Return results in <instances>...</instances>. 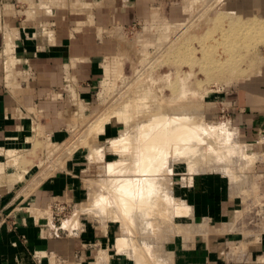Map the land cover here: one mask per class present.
<instances>
[{"label":"crops","instance_id":"0c3cea01","mask_svg":"<svg viewBox=\"0 0 264 264\" xmlns=\"http://www.w3.org/2000/svg\"><path fill=\"white\" fill-rule=\"evenodd\" d=\"M2 1L10 6L19 0ZM40 2L46 12L51 13V1L34 3ZM59 2L62 4L63 1ZM34 3L31 12L36 7ZM95 3L96 0H88L86 4L91 7ZM36 13L41 14L40 11ZM88 20L89 17L83 22H71L69 29L55 24L48 34L13 21L14 35H0V215L13 218L11 223L0 225V264H136L116 251L115 234L110 232L109 225L98 231L85 220L83 226L80 225L82 228L63 231L60 237L50 236L46 223L50 221L47 210L51 204L66 201L77 205L86 197L81 179L86 164L83 151L76 150L67 159V171L50 169L47 175L48 172L39 175L34 170L38 161L32 169L21 161L29 150L25 142L32 135L33 119L38 117L44 134L62 141L66 136L64 126L72 116L64 104L65 88L71 87L89 99L103 75V64L114 51L113 41L107 33L120 22L117 15L111 17L108 12L101 11L92 18L94 27L88 24L83 29ZM5 51L6 54L12 51L14 56V65L7 64L6 69L1 62V53ZM261 83H245L244 87L226 93L223 100L231 106V120L239 140L251 147L254 156L261 158L254 165L257 190L254 191V180L251 179L244 193L264 200V85ZM109 132L110 127L105 126L100 136ZM8 139L18 142L16 150L22 156L18 166H12L10 158L3 154L6 150L2 147ZM26 160L28 163L30 159ZM189 181L186 186L177 188V195L186 204L182 207L189 210L191 218L174 220L177 225H185L187 232H192L193 241L183 243L182 237L178 243L170 241L166 248L170 264H239L240 259H228L225 243L234 239L245 241L246 236V246L240 254L245 259L242 263L264 258V229L259 233L252 230L246 235L237 217L242 211L238 209L241 203L238 197L231 196L228 177L217 172H204L193 174ZM31 210L45 216L35 217L28 213ZM167 241L169 237L166 236ZM153 252L150 250L147 254L153 256Z\"/></svg>","mask_w":264,"mask_h":264},{"label":"rangeland","instance_id":"374dc122","mask_svg":"<svg viewBox=\"0 0 264 264\" xmlns=\"http://www.w3.org/2000/svg\"><path fill=\"white\" fill-rule=\"evenodd\" d=\"M36 1L37 0L35 1L27 0L26 2L24 0L23 1L19 0L17 2L11 3L12 5L8 6V5H4L7 3L0 0V35H5V36L8 34L14 35L13 34L14 30L12 28H14L15 23H18L19 25L26 27L30 25V27H32L34 30L44 31L48 34L50 30L55 28L56 25L69 29L71 28L70 25L71 22L73 23L75 21L83 22L86 20L87 17H89L88 20L89 22L88 23L84 22L83 29L87 28L88 24L94 27V22H91L92 18L93 16L95 17V15L101 11L108 12L109 16L111 17L117 15L118 20L120 22L119 25H116L115 27L111 28L110 29L111 31H109L108 33L106 32L107 34H110L107 35L108 38L113 41L114 51H112L111 55H109V57L106 58L105 63L103 64V75L100 78L98 84L96 85V88L93 90L91 97H89L88 99L86 96L79 95L71 87L65 88L66 91H64V95H63L64 104L70 110L72 116L71 119L67 120L68 121L67 125L64 126L66 132V136L64 137V139L59 142L53 140L51 135H47L43 133L42 127L41 125H39L41 135H40V131H38L39 133H37V135L39 134L40 136L38 135L36 142L32 143L33 146L30 145L31 147L30 146L27 147V149L29 148V150L25 152L26 154L24 155V158H22L21 160L25 164H28L31 169L34 167L35 161H38L39 165L36 166L34 170L39 172L38 173L39 175L43 172L44 173L48 172L46 173L47 175L51 171L53 172L67 171L66 168L67 159H70L72 155L76 152V150L84 152L83 153L84 162L86 164L84 165V171L81 174V179L83 180L82 184L84 185L83 187L86 195L83 201L84 202L87 201V202L84 203L82 201V203L79 202V204L77 205H74L66 201H62L60 203L56 201L52 203L50 208L47 210L50 215L49 216L50 221L48 222V224L52 225L54 223L55 226H60V224L62 223L61 226L64 229L65 233H67V231H72L71 229L72 228L74 229V227H76L77 229L82 228L80 227V225L83 226L82 223L85 220H88L91 224L95 225L98 231L103 229V227H105L106 225L107 226L109 225L111 227L110 232L112 234H115L116 239L114 238L115 240L114 243H115L116 251L118 253L125 254L129 258L133 259L136 264H170L169 255H168L169 253L166 251L167 245H170L171 243L170 241L178 243L180 242V237H182L183 243H186L187 240L193 241L192 232L191 231L187 232V228L185 225H183L182 223H179V225H177L178 224L177 220H174V217L172 218L173 212L175 213V209L176 212L178 211L180 212L182 208L180 207L179 209L178 206H184L183 204H185L183 203V201L179 199L177 195L178 193L177 188H179L180 186H186L188 184V181L190 180V177H192L193 174L196 173L199 174L204 172H212V173L217 172L226 175V177H228L230 183L231 196L238 197L237 199L240 200L241 205L240 208L238 209H242V211L238 214L237 217L239 218L238 222L242 224L243 229H245L244 231L246 232V235L250 233L252 230L257 231L258 233L261 232L264 229V206L262 205L264 204V200L256 198L255 195L249 196L248 194L244 193V189L248 188L247 185L248 181L251 179L253 181L255 178L256 173L254 171V165L256 163V160L261 158L254 156L253 155L254 152L251 149V147L245 145L239 140L238 133L236 132V129L231 120V115H232L231 106L229 105V103L223 100V97L225 96L226 93H229L233 89H236L238 87H244V84L250 81H262L261 85H264V0H191V1H197V4L199 5L198 8H192L191 12L188 8L189 0H100V3L98 2L99 0H96V3L91 7H88L86 4L88 3V0H62L63 1L61 2L62 4H59L60 3L59 0H47V1H51L49 5L53 6L51 8V13L46 12L47 9L43 5V3L41 2L40 4H37L39 2L34 3ZM33 3L34 5H36V7L34 8H38L41 6H43L44 8L40 10L39 9L34 10L33 8L32 12L35 11V13L33 14L31 12V4ZM71 3L74 4L72 5ZM128 4L133 5V7H127ZM135 4H137V7H135ZM54 5L57 6L58 9H56ZM37 11H40L41 14L36 13ZM220 12L223 13L224 15L231 17L234 20L235 25L250 26V27L252 25L257 26L256 29L250 30L251 33L247 34L248 37L246 41L243 43L245 45L246 51H242L241 53L244 60H242L239 64V66H241V68H244V70L248 69V66L250 67L255 65L257 67V68L255 67L256 68L255 72L248 74V72L245 73L233 72L230 69H226L223 71L214 70L204 75L203 71L197 69V67H194L193 69L192 67L187 66L184 62L182 63L179 62L175 58L174 53L187 54L189 52V49L185 47V44L188 42V39L180 40L182 38V35L188 34V37L189 35H193L195 38H197L198 36L206 35L205 38L206 40L204 41V43L210 42L211 39L214 40L217 37L223 39V37L221 36L225 35L226 30L222 27H218L219 30L214 32V28H213L214 26L212 25L213 24L212 21ZM39 15H41V17H39ZM199 18L201 19L203 18V21H205L206 24H203L202 22L199 24L198 22L200 20ZM24 20H26V22H24ZM54 20L55 21L57 20V22H54ZM188 21H190L189 24ZM162 23L177 27L180 26L182 27L187 24L188 25L186 29L171 34L173 36L169 40L164 42L160 46V48H156L155 43L152 42L151 39L157 40L158 36H160L155 26ZM216 26H220V25H216ZM98 31L102 32L101 29H98ZM200 40H204V39H200ZM5 45L6 43H4V48ZM143 50L147 51V54H144ZM200 51L202 52L203 49H200ZM1 54H2L1 62H4L5 69L7 64L9 65L10 63H12V66L14 65V59H13L14 56L12 55V51H10V53L8 52V54H6V51L4 53L2 52ZM196 56L199 57V54L196 53ZM247 58L252 59V61H247L246 60ZM120 62H125L124 70L118 73L117 66L118 63ZM168 75L169 77H167ZM179 76H183V79L179 80ZM138 79L140 81L146 80L148 82L147 84H151V82H153L154 86H156V89L154 91H157V89L159 90L163 89L167 94H169L171 92V90L169 89L170 87H172L173 88L172 90L174 91V95L177 92L178 86L180 85L181 81H186L188 89L190 88V90L194 89L198 91L201 97L199 99H193V101L191 98L186 99V102H184L183 104L181 103H177L178 105L175 104L173 109L178 107L180 110L181 106L184 108L191 106L195 107L196 109L199 108V115L202 117L203 123L215 127L216 130L218 129L220 130V128L222 127L221 130L226 129L227 132L229 131L233 132L232 134L233 135L235 134L233 138L236 139L235 143L237 142V144L240 145V149H239L241 151L240 153H244L247 156H252L251 159L253 160V167L250 165L251 172L248 174V176L251 175V177L250 176L246 177V184L244 185L240 184L239 181L236 182L234 181L235 183H232L229 177V173L226 174L227 170L226 171H223L224 169L218 170L219 168H222L221 166L216 167L213 166L212 163L210 165V162H213V160H217V159H223V161L222 160H217V161L219 163H224L225 162L224 154H222V156L217 159L215 158L210 159L208 157V159L199 160L198 157L195 160L197 165L194 166L192 163V165L194 166L192 167L193 169L197 167L194 171L191 170L192 168L189 167L188 163L184 161H173L172 167L171 164L170 166H167L168 168L171 167V169L167 168V170L171 172L169 173L167 171V173H165L166 175L165 177L170 176V179L167 178L168 180H170L169 182L170 185L167 184L166 187L170 186L168 187L171 190L170 193L173 192L171 194L172 195L171 199L173 202V206L176 205L175 206L176 208L174 210L173 209L170 210L171 215L169 216L163 215L164 220H166V218L169 217L168 224L166 225L164 221L161 224L163 229L159 227L158 232L155 231L152 232V235H154L152 237L156 238V246L153 249L154 251L153 256L147 254L152 249L149 248L147 250L146 248L145 250H143L144 248L140 244L142 243V241L140 240L142 239V237H144V235H147L146 234L147 232H143L145 234L140 235V233L136 229H135L136 231L131 230L133 226L132 227L128 226L131 228L128 229V231H130L131 234L127 232L126 228L128 227L125 225L126 228H124L125 226L122 225L125 223L124 222L125 220L124 218H121L122 216L119 213L120 209H118L119 207L117 208L116 203L113 202V200L114 201L116 200L113 199V195L111 191L109 189L107 190L106 186L104 185L105 190H107L108 192L107 195L110 196L109 199L106 195V197L108 198L107 199L104 197L105 196L104 193L106 191L101 189L103 187V184H105L104 182L109 177V173L108 174L105 173L107 164L114 163L120 160L121 158H123V156H121L120 153L115 151V149L118 148L120 149V147H118L119 144H115L113 140L117 139L118 136L120 135L122 136V134L125 135V133L126 132L128 133L129 131L136 133L137 131L136 129H134L135 125L137 126L138 123L139 124L141 123V121L150 119L149 116L142 118L141 117L142 114L140 115L133 114L131 119H129L130 121L127 122L126 124L127 126H123L122 124L116 123L114 121L110 123H106L104 125V128L105 126L110 127L109 133H115V134L110 135L108 133L105 136L104 135L100 136L103 134L104 132L103 130V132L99 134V136L97 137L96 141H90V139L85 141V137H84L88 132L87 128H89L90 126L88 125L87 127L86 125L91 124L92 121L96 120L95 115L100 116L103 111L105 112L107 108H111V107L121 109L123 105L120 103L123 102V100L131 101L132 98H136L135 95H137V92L135 93L134 90L136 89L135 84H137L136 81ZM168 82H170L169 86L166 85V83ZM104 98L106 101L104 100ZM121 99L123 100L121 101ZM149 100L150 99H147V101ZM108 105L111 107H108ZM102 109L103 111H101ZM33 120L36 123L39 122L37 116ZM38 124H40V122ZM221 139L223 142L229 144L228 137L223 136ZM78 142H82V144L80 145V143L78 144ZM102 144L103 147L100 148ZM111 145H114L115 147L114 146L112 147ZM97 146H99L98 150L95 152L97 157L98 156L103 157L101 161L99 160V162H98L99 157L98 158L94 157L96 158L95 161L91 159V149L97 148ZM133 146L136 145L133 144ZM70 147L71 149L77 147L71 155L67 154V152L70 153L69 151ZM241 147L242 148L244 147L243 148L244 152H242ZM31 149L33 150L31 151ZM207 149L208 147L204 146L202 150L206 152ZM100 151L102 154L100 153ZM98 153L101 154V156ZM5 157L7 158V156ZM21 157H22L21 155L17 157L18 160L16 163L20 164ZM26 159H30L28 163L26 162L27 161ZM200 163H203L204 165L201 164L200 167ZM14 166H18V164ZM50 169L52 170L49 171ZM139 174L141 176L140 172ZM142 174L145 175L146 173H142ZM98 180L102 186L100 184L97 185ZM101 182H103V184ZM237 182H239V184ZM95 183L97 184L95 185ZM90 184L93 185L91 186ZM254 185H255L254 191H256L257 188H256L255 180H254ZM91 188L92 190H96V189L98 191L100 190L99 192L101 193V195H104L102 197L105 198L106 200L101 203L102 197H100V193H98L97 190L96 192L93 191L94 194L95 193L97 194L93 196L92 193H90L92 192L90 190ZM88 192L90 194H88ZM88 195H92L93 196V197L91 196L92 199H89L90 197ZM95 197L96 199L93 200V198ZM111 197L113 200L111 199ZM90 200L91 201L93 200L94 203L93 202L88 203V201ZM96 200L98 201V203L100 201L101 207L98 203H96ZM109 201L111 202L110 204L113 203L112 206L109 203H107ZM88 204H92V205L97 204V207L99 209L96 206H94L95 208H92L91 210L92 205L90 206ZM103 204H106V206L104 205L106 208L102 206ZM61 205H63V207L65 208L63 212L59 214V217H57L56 214L59 212H57L55 208L59 206L61 207ZM107 206L109 207L111 206L110 211H112V213L108 211L109 209ZM85 207H87L86 208L87 211H85L86 210L84 209ZM103 209L105 210L108 209L106 210V215H107L106 218H104L105 211ZM83 210L84 213L81 212ZM90 210L92 212H90ZM93 211L95 212V214L96 213L99 214L94 215ZM101 211L102 212L104 211L103 213L104 215L101 214ZM28 213L34 215L35 217H39L40 215L45 216L44 213L41 214L38 211L35 213L33 210H31L30 212L28 211ZM113 213L114 215H112ZM100 214L103 215L102 216L103 218L101 217V219L98 218ZM110 215H112L111 220L109 218ZM174 216H176V214H174ZM115 217L117 218L119 217V218L117 219ZM113 218L117 220H114ZM98 219L100 222L98 221ZM121 219H123L124 221L123 220L121 221ZM12 221L13 218L11 215L8 216V218L5 217V215H0V225L9 224ZM67 222L69 224L72 222L71 223L72 225L70 224L71 225L70 227H66V225L64 224ZM156 224L159 226V223ZM169 229L170 231L168 232ZM131 231H133L134 234ZM122 234H124V236H119ZM166 236L169 237V241L167 242H166ZM125 237L128 238V239L126 238L128 242L125 240V242L128 243V245L126 243L124 244V246L127 245V249H125L126 247H123L125 250L124 251L123 249L121 250L118 249L119 247L117 246L120 245L121 248V244H118V240H120L119 241L120 243H123L122 238L125 239ZM246 238L248 239L247 236ZM241 240L242 241L239 242H237L236 239L226 240L227 242L225 243L226 245L225 250L228 259H232L235 261L240 259L239 264H264L263 261L264 258H259L260 261L253 260V261H247V263L246 262L242 263V261L245 259L244 257L242 258L240 254L243 253L244 251V246H246L245 244L246 240L245 241L244 239ZM136 244L137 245L139 244L138 245L139 250L140 248H142L141 250L143 251L141 252L140 250L139 254L142 253L141 255L143 256L137 257L133 255L134 253H137L136 251H138L135 250L134 252L135 248L138 249ZM163 250H164V256H163Z\"/></svg>","mask_w":264,"mask_h":264},{"label":"bare ground","instance_id":"6f19581e","mask_svg":"<svg viewBox=\"0 0 264 264\" xmlns=\"http://www.w3.org/2000/svg\"><path fill=\"white\" fill-rule=\"evenodd\" d=\"M198 6L199 5L197 4V1L189 0L188 8L190 12L192 8H198ZM199 19H198L199 21L197 20L199 24L201 22L203 24H206V22L203 21V18L202 19L199 18ZM190 21H188V24L190 23ZM212 22H213L212 25L214 26V27L212 26L214 28V32L219 30L218 27H222L226 30L225 35L221 36L223 37V39L217 37L214 40L211 39L210 42L204 43V41L206 40L205 39L206 35L198 36L197 38H195L193 35H189V37L188 34L182 35V38L180 40L188 39V42L185 44V47L189 49V52L187 54L174 53L175 58L179 62L181 63L184 62L187 66H190L193 69L194 67H197V69L203 71L204 75L214 70L223 71L226 69H230L233 72H243V73L248 72V74L255 72V69L257 68L255 65L250 67L248 66V69L244 70V68H241L239 64L242 60H244L241 53L242 51H246L245 45L243 43L246 41L248 37L247 34L251 33L250 32L251 29H256L257 26L252 25L250 27V26L235 25V22L231 17L224 15L221 12L215 17V19ZM187 25H184L182 27L181 26L177 27L164 23L158 24L155 27L159 32L158 34L160 36H158L157 40L154 39L151 40L152 42L155 43L156 48H160V46L164 42H166L173 36L171 34L186 29ZM216 25H220V26H216ZM200 39H204V40H200ZM200 49H203V51L201 52ZM143 53L147 54V51L143 50ZM196 53L199 54V57L196 56ZM246 60L252 61V59L249 58H247ZM124 64L125 62L118 63L117 66L118 73L124 70ZM167 77H169V75ZM182 79L183 76H179V80ZM170 82L166 83V85L169 86ZM136 83H137L135 84L136 89L134 90L135 93L137 92V95H135L136 98H132L131 101L129 100L124 101L123 99H121V101L123 100V102L120 101L121 102L120 104L123 105L121 109L112 108L111 106H109L110 104L108 105V107L111 108H107V110L103 108L105 112L102 109L101 111L103 112L102 113L99 112L101 113V115L100 114H98L100 116L95 115L96 120L92 121L91 124L86 125L87 127L88 125L90 126L89 128L86 127L88 129V132L87 134L85 133L86 135L84 137H85V141L89 139L90 141H96L99 134L103 132L104 125L106 123H110L114 121L116 123L122 124L123 126H127L126 124L127 122L130 121L129 119H131L133 114H138V115L142 114L141 116L142 118L149 116L150 119L141 121L140 124L138 123L137 126L135 125V128L133 127L134 129H136L137 131L136 133H133L132 131L131 132L129 131L130 133L124 132L125 135L122 134V136L120 135L121 137L118 136L117 139L113 140L115 144H119V146L118 145L116 146L120 147V149L119 148L115 149V151L120 153V155L123 156V158H121L120 160L114 163L107 164L105 173L107 174L109 173V177L105 182L103 180L105 184L101 182L103 184V187L101 189L105 190L104 187L105 185L106 189L107 190L109 189L111 191L113 195V199H115L116 201H114L112 197L111 199L113 200L114 203H116L117 208L119 207L118 209H120V211L122 212L121 213L118 210L120 215L122 216L121 218H124L125 220L124 221L123 219H121V221L123 220L125 222V223L123 222L124 224L122 225L123 226L126 225L127 227L133 226L132 229L130 227L126 228L125 226L124 228L127 229L126 231L130 233V231H128V229L130 228L131 230L134 231L137 230L140 233V235L145 234L143 232H147L146 234L149 236L144 235V237H142V239L140 240L142 241V243L140 244L144 248L143 250H145L146 248L148 250L149 247H152L153 250L156 246V238L152 237L154 236L152 235V232L153 231L158 232L159 227L162 228L161 224L164 221L165 224L167 225L169 222V217H167L166 220H164L163 215H167V216L171 215L170 210L171 209L174 210L176 208L175 204H174L175 206H173V202L171 199L172 198L171 194L173 192L170 193L171 190L170 188H168L170 186L166 187L167 184L170 185L169 184L170 180H168L170 179V176L165 177L166 176L165 173H167V171L169 172V170H167L168 168L167 166H170L171 164L172 167L173 161H184L187 162L188 166L192 168L197 165L195 160L198 157L199 160L208 159V157L210 159L213 158L217 159L221 157L222 154H224L225 164L219 163L217 161V160L223 161V159H217V160H213V162H210V165L212 163L213 166L216 167L221 166L222 168L219 169L217 168V169L218 170L224 169L223 171L227 170L226 174L229 173V177L232 183L239 181L240 184L244 185L246 184V177L251 172L250 165L253 167V160L251 159L252 156H247L244 153H240L241 152L239 150L240 145L237 144V142L235 143L236 139L233 138L235 135L232 134L233 132L230 131L227 132L226 129L221 130L222 127L221 128L219 127L220 130L218 128H217L218 130H216L215 127L203 123L202 117L199 115V108L196 109L195 107L192 106L184 108L181 106L180 110L178 107L173 109L175 104L176 105H178L177 103L183 104L184 102H186V99L191 98L193 101V99H199L201 97L198 91L194 89L190 90V88L188 89L186 81H181L180 85L178 86L179 90L177 89L176 92L177 94L175 93V95H174V91L172 90L173 89L172 87H170L169 89L171 90V92L167 94L163 89L161 90L157 89V91H154L156 89V86H154L153 82H151V84H147L148 82L146 80L140 81L138 79ZM147 99L150 100L147 101ZM38 123L35 122L33 124L32 135L29 138H27L25 142L26 147L30 145L33 146L32 143L36 142L38 138L37 136L39 135V134L37 135V133H39L38 131H40V126H39L40 124ZM40 135H41V131H40ZM223 136L228 137L229 144L222 141L221 138ZM79 143L80 145L82 144V142H78V144ZM17 144L18 142L16 140L8 139L6 141V144L2 147V149L6 150L3 154L7 156V158H10L11 162L9 163L12 164L13 166L17 165L16 163L18 160L17 157L19 156L18 153L20 152L16 150ZM133 144H135L136 146H133ZM111 146L113 147L114 145ZM204 146L208 147L206 152L202 150ZM98 147L99 146H97V148L91 149V159L93 161H95L96 158L99 157V156L97 157L95 153L98 150ZM102 147L103 144L100 148ZM76 148L71 149L70 147L69 150L70 153L73 152ZM243 148H242V152H244ZM32 150L33 149H31V151ZM101 154L99 155L101 156ZM102 158H103L102 156L99 157L98 162L99 160L101 161ZM192 163L194 166L192 165ZM201 164L204 165L203 163H200V167ZM171 167L169 168L171 169ZM196 168L197 167H195L194 169L192 168L191 170L194 171ZM139 172L141 173V176ZM142 173H146V174L143 175ZM22 175H20V177ZM20 177L17 176V179L18 178L20 179ZM239 182L237 183L239 184ZM96 184L97 183H95V185ZM99 184L100 183L98 180L97 185ZM90 185L92 186L93 184ZM90 190L92 192L90 191L89 192L92 193L93 196L97 195L96 193L95 194L93 193V191L96 192L97 189L92 190L91 188ZM107 190L105 191L107 192ZM99 191L98 193H100ZM89 192L88 194H90ZM106 192L104 193L105 196L101 195L100 193V197L104 196L105 198L108 197L110 199V196L107 195L108 192L107 193ZM92 195H88L90 197L88 198L92 199L91 198ZM96 197L93 198V200H95ZM102 198H101L102 200L101 203L106 200L105 198L103 199ZM93 200L92 201L90 200L91 202L88 201V203H92ZM96 203H98L97 200ZM107 203L110 204L111 202L109 201ZM98 204L100 205V201ZM106 204H103L102 206L104 205L106 206ZM112 204L110 205L112 206ZM88 205L91 206L92 204H88ZM94 206L97 207V204L92 205L91 210L92 208H95ZM105 206L104 208H106ZM111 206L110 207L107 206L109 210L106 209L110 213H112V211H110ZM180 207L182 208L181 211L176 212L175 209V213L173 212L172 218L173 217L176 219L182 218L186 221L190 220L191 217L189 210H185L184 207L178 206L179 209ZM86 208L87 207H85L84 209ZM91 210L90 212H92ZM103 210L105 211L104 218H106L107 216L106 210L105 209ZM85 211H87V209ZM94 211L93 214L96 215L97 213L95 214ZM104 211L103 212L101 211V214H103ZM81 212L84 213V210ZM101 214L99 215V217L97 216L99 219H101V217L104 215ZM174 214H176V216H174ZM112 215H114V213ZM112 215H110L109 217L110 220ZM67 223L64 224L66 225V227H70L72 225L71 224L72 222L70 223L71 225L69 223L68 225ZM156 223H159V226ZM131 232L133 233V231ZM119 236H124V234ZM126 238L127 237H125V239L122 238L123 243H120L119 242L120 240L117 239L118 244H121V248L120 245L117 244L118 245L117 247H119L118 249L124 250L123 247H126L125 249H127L128 243H126L125 240L127 241L128 238L127 239ZM196 238L197 237L195 236L194 240ZM125 243L127 244L126 246H124ZM141 249L142 248H140V250ZM135 250L139 251V252L136 251L138 255L143 256L141 255L142 253L139 254L140 253L139 248L138 249L135 248L134 252ZM143 250H141V252Z\"/></svg>","mask_w":264,"mask_h":264},{"label":"built area","instance_id":"2783aa9c","mask_svg":"<svg viewBox=\"0 0 264 264\" xmlns=\"http://www.w3.org/2000/svg\"><path fill=\"white\" fill-rule=\"evenodd\" d=\"M60 203V202H59ZM263 205V204H262ZM65 207H63V205H61V207H56L55 210L59 213L56 214L57 217H59V214L61 212H63ZM61 220V219H60ZM59 220V221H60ZM53 223V222H52ZM61 223V222H60ZM62 223L60 224V226H55V224L53 223L52 225H49L48 223L46 224L47 229L50 231V236L52 237H60L61 233H63L64 229L62 228ZM73 230V228H72ZM68 232V231H67Z\"/></svg>","mask_w":264,"mask_h":264}]
</instances>
